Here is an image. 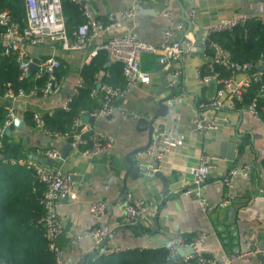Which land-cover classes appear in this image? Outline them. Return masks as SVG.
I'll return each mask as SVG.
<instances>
[{"label":"crops","instance_id":"obj_1","mask_svg":"<svg viewBox=\"0 0 264 264\" xmlns=\"http://www.w3.org/2000/svg\"><path fill=\"white\" fill-rule=\"evenodd\" d=\"M85 1L93 16L106 21L109 12L126 8L134 0ZM190 9L193 10L192 16L188 15ZM263 11L264 0H144L135 15L119 18L115 26L93 38L85 49H63L58 42L26 44L33 60L53 56L61 62V68L65 71L61 90L34 97H2L0 103L13 108L21 120L19 125L14 124L6 134L20 140L27 149L47 146L59 150L60 159L45 165L59 168L72 178L73 198L61 199L56 207L57 217L63 224L57 240L62 264H78L80 259L97 248L91 236V230L97 222L89 212L91 201L97 199L107 202L106 211L100 219V224L107 232L104 242L107 246L129 247L130 250L165 248L173 236L191 238L197 231H202L205 238L196 248L210 257H234L250 246H264V125L241 108L227 110L229 122H220L215 131L197 134L190 130V124L197 115V104L208 101L219 84L212 78L205 82L197 79L199 70L207 71L205 75H210L205 65L206 57L210 54L209 48L201 52L189 50L176 64L182 68V74L175 85L174 95L178 101L172 105L169 103L165 114L168 113L176 121L182 138L178 143L174 142L167 152L164 164L169 169L161 170L167 177L166 193L158 178L154 182L142 178L132 180L127 174V159L154 165L150 156H131L130 153L147 143V131L137 126L134 120L154 113L157 101L163 96L159 95L161 77H165V86L171 78L159 65L155 55L143 54L140 58V69L149 74V83H139L128 95L116 100L111 115L97 119L81 116L82 121L90 124L93 130L114 137V146L106 153L86 159L78 151L70 149L62 158L61 152L66 141L47 138L34 125H26L23 119L25 112L43 115L61 107L64 97L72 91L77 79L81 78V69L98 52L93 54L96 46L109 37L132 32L141 39L160 43L166 28L181 23L183 28L176 30L174 37L180 39L187 36L195 43L202 39L204 28L212 22L235 14ZM73 31L67 32L69 37ZM112 63L107 59L106 65ZM103 74L106 82H109L111 75L104 72L96 74L97 85L103 83L99 82ZM242 76L238 74L237 78ZM98 91L94 97L82 99L81 106L90 108L99 105L101 91ZM121 111L137 117L131 118ZM207 111L213 113L210 109ZM165 114H158L157 117ZM157 117L153 121V128L159 124ZM205 152L227 158L211 170L202 190V197L212 206L210 211L202 210L195 196L180 192L184 181L190 178L186 166L196 162L197 157ZM239 164L251 166L249 175L232 176L229 189L234 200L228 206H221L223 194L227 190L221 178L233 165ZM126 192L152 202L149 218L137 227L124 225L123 216L115 205V201L123 198ZM179 260L173 264H178ZM231 264H264V256L236 258Z\"/></svg>","mask_w":264,"mask_h":264},{"label":"built area","instance_id":"obj_2","mask_svg":"<svg viewBox=\"0 0 264 264\" xmlns=\"http://www.w3.org/2000/svg\"><path fill=\"white\" fill-rule=\"evenodd\" d=\"M144 0H134L132 4L117 12H109L107 20L102 21L92 15L90 6L85 0H72L80 11L83 21L79 23L72 36L69 37L64 18L61 11L60 0H24L26 7V25L19 29L18 25L11 20L10 14L6 9H0V44L4 46L3 53L14 54L18 69L20 70L18 79L31 76L33 80L44 78L40 86H34L28 91L22 87L13 90L10 85L5 89L4 98L15 97H34L38 95H49L58 93L62 87V76H57V69L61 67V62L55 57H46L35 61L28 53L26 44L43 45L58 42L63 49L80 50L85 49L89 42L101 32L108 31L116 25L119 18H128L138 11L141 2ZM193 10L188 11L192 16ZM249 20H259L264 22V11L252 14H235L217 20L209 24L203 30L201 42L209 43L210 54L206 57V67L210 75L201 76L200 70L197 71V79L200 82L208 81L210 78L218 81V86L213 96L206 102L197 104V115L190 124V130L197 134L215 131L219 128V123H228L227 110L235 108V101L240 100L242 95L252 85H257V93L254 98L243 106V109L258 123L264 125V117L261 114L259 97L264 95V56L257 63L244 62L237 63L231 59L230 53L218 42L211 39L215 33H220L233 29L236 26L244 25ZM183 28L181 23L164 30L163 40L160 43H153L137 37L132 32L122 35L112 36L96 46V51L103 50L107 59L112 62L121 63L122 84H112L103 82L99 88L91 89L89 98L94 97L98 90L101 91V101L97 106L90 108L82 107L77 115L72 118L69 131L61 132L52 130L45 125L43 115L32 112L34 127L44 136L53 140H61L69 143L71 149L78 151L83 158L92 159L109 151L115 139L109 134H104L92 129L90 124L82 121L81 116L92 119L107 117L115 109L116 100L128 95L139 83H149L150 76L147 72L140 69V58L143 54H152L157 57L159 65L167 71L171 78L166 83L168 87L176 85L178 77L182 74V68L177 66V62L182 55L189 51L194 45V40L184 36L175 38L174 32ZM34 64L35 68H29ZM224 73V74H223ZM238 74H243L237 78ZM84 86L82 78H78L72 91L66 95L61 103V108L69 110L70 103ZM177 97L173 95L169 103L176 104ZM207 109L213 111L208 113ZM131 118H136L135 114L121 111ZM17 117L13 108H7V113L2 126H0V144L2 137L8 126ZM157 117V116H156ZM158 126L153 128L149 142L143 150L136 151V155H148L154 161L153 170H168L166 162L167 152L170 151L174 142L178 143L182 134L179 132L178 124L167 113L157 117ZM32 157L9 159L10 164L26 165L33 169L38 180L44 184V191L40 203L43 213L38 219V224L42 227L47 239L48 249L53 253L55 264H62L61 251L57 240L63 230V224L57 217L56 207L61 199L73 198V182L69 173L40 164L33 157H42L51 162L60 159L59 150L47 146H35L31 152ZM227 160L225 156L213 153H202L197 157L196 162L186 166L190 173V178L184 181L180 192L184 195H193L197 198L202 210L210 211L212 206L202 197V190L207 184V179L211 170L218 167V163ZM249 164L233 165L221 178L227 190L223 194L221 206H228L234 200L230 191L231 178L236 174L248 176L250 172ZM120 213L123 216V224L137 227L149 218L152 212V202L147 199L134 196L126 192L123 198L115 201ZM107 202L102 199L93 200L90 203L89 212L91 217L97 222L91 230V236L96 247H100L99 254L104 256L117 254L130 250L129 247L107 246L102 244L107 236L105 228L100 224V219L105 213ZM205 234L197 231L191 238L175 235L165 246L168 252V259L176 256V248L192 247V253L180 257L178 264H231L234 259H249L264 256V246H250L240 251L234 257H210L204 255L196 248L202 242Z\"/></svg>","mask_w":264,"mask_h":264},{"label":"trees","instance_id":"obj_3","mask_svg":"<svg viewBox=\"0 0 264 264\" xmlns=\"http://www.w3.org/2000/svg\"><path fill=\"white\" fill-rule=\"evenodd\" d=\"M66 32H71L83 21L77 6L72 0H60ZM0 9H6L19 29L26 25V7L24 0H0ZM1 28V27H0ZM211 39L225 48L231 59L237 63H257L264 56V22L249 20L231 30L215 33ZM4 46L0 44V98L4 96L8 84L13 90L22 87L28 91L40 86L44 78L33 80L31 76L18 79L20 70L14 54H4ZM44 59V58H43ZM107 57L103 50L98 51L91 61L81 69L84 86L70 103L69 110L61 107L50 114H43L45 125L52 130L69 131L72 118L78 114L82 99L89 96L91 89H97L96 74L109 72L112 84H122L121 63L106 65ZM57 76L64 74V69H57ZM207 71L202 70L201 76ZM104 74L100 79L104 82ZM257 85H252L235 101L234 109H241L249 103L257 93ZM99 92V91H98ZM97 92V93H98ZM261 114L264 117V95L259 97ZM7 113V107L0 103V126ZM23 119L26 125H34L32 112H25ZM32 150L24 148L18 139L4 133L0 144V264H55L53 253L48 249L47 239L38 219L43 213L40 203L44 184L26 165L10 164L9 159L28 158ZM168 252L166 248H149L143 250H127L110 255H92L88 264H166Z\"/></svg>","mask_w":264,"mask_h":264},{"label":"water","instance_id":"obj_4","mask_svg":"<svg viewBox=\"0 0 264 264\" xmlns=\"http://www.w3.org/2000/svg\"><path fill=\"white\" fill-rule=\"evenodd\" d=\"M209 48V43L207 41H203L201 42V39H198V41H196L194 43V45L192 46V48L190 49L191 52H201L203 49H207ZM29 68L32 70L33 68H35L34 64H30ZM165 77L164 75H162L161 77V84L159 85V95L163 94V96L157 101V108L155 109L154 113H152L151 116L149 117H143V116H139L135 121V124L137 126H142L143 130L147 131V143L150 140L152 131H153V121L156 118V116L158 114H165L168 110V106L166 104V102L175 94L176 92V87L172 86V87H168L165 86ZM99 88L100 84L97 85ZM21 122V120L18 117H15L13 119V122L8 126L7 130L5 133L9 132V130L13 127L14 124L19 125V123ZM146 143V144H147ZM146 146V145H145ZM145 146L136 148L135 150H133L130 154L131 156H135L136 151L138 150H143ZM71 149L70 145L68 142H66L64 149L61 152V157L65 158V155L67 154V152ZM30 157H32L30 155ZM35 160H37L40 164H46V165H50L51 161L48 159H44L42 157H33ZM127 174H129V177L132 180H136L138 178H142L144 180H148L151 182H154L157 178L160 179V181L162 182V188L164 190V193L167 192V177L165 176V174L160 171V170H153L154 165H147V164H143L140 162H134L131 161L129 159H127ZM142 168V170H141ZM93 229V228H92ZM106 239V237H105ZM105 239L103 240L102 244L105 242ZM99 250L100 247H97L93 252H90L89 254H87V256H85L83 259H80L78 261V264H88L89 260H90V256L92 255H97L99 254ZM193 249L192 247H184V248H176V256L172 259H168L166 264H173L175 262V260L179 259L180 257H182L185 254H189L192 253Z\"/></svg>","mask_w":264,"mask_h":264}]
</instances>
